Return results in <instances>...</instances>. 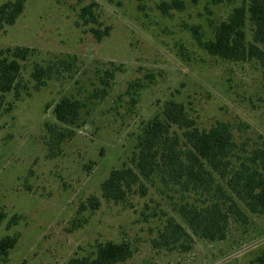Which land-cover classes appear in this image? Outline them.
Instances as JSON below:
<instances>
[{"label":"rangeland","instance_id":"1","mask_svg":"<svg viewBox=\"0 0 264 264\" xmlns=\"http://www.w3.org/2000/svg\"><path fill=\"white\" fill-rule=\"evenodd\" d=\"M172 1L25 0L15 24L0 28V50L33 48L22 70L28 92L19 100L8 93L14 107L0 116V239L16 238L0 264H66L108 240L132 246L133 256L117 264H264V215L249 213L246 224L232 219L224 240L194 236L189 251H169L154 248L152 239L166 213L187 226L175 210V187L147 183L145 195L135 191L124 203L102 196L104 179L131 164L144 126L169 100L183 102L201 129L224 120L233 124L239 142L264 136V63L213 56L191 31L198 25L211 38V23L248 0H182V9H161ZM88 5L96 21L81 18ZM93 27H109V35L98 40ZM61 58L72 59L73 69L36 89L34 63ZM113 64L120 70L108 95L88 101L100 86L99 74ZM132 82L142 89L129 88ZM64 95L88 101L83 125L72 133L52 112ZM47 123L66 134L53 156ZM91 196L100 200L96 209L89 207Z\"/></svg>","mask_w":264,"mask_h":264},{"label":"trees","instance_id":"2","mask_svg":"<svg viewBox=\"0 0 264 264\" xmlns=\"http://www.w3.org/2000/svg\"><path fill=\"white\" fill-rule=\"evenodd\" d=\"M24 7L25 0L3 2L0 5V28L15 24ZM171 7L182 9L184 2L174 0L161 5L163 11ZM80 16L84 21H96L89 5L83 8ZM211 26V38H205L198 25L191 26L193 37L202 49L228 60L255 59L264 63V0L244 1L234 6L226 19L211 23ZM109 29L93 27L92 32L101 40L109 35ZM32 55L33 48L29 46L17 45L0 50V116L14 107L7 102L8 93H13L19 100L23 92H28L22 70L24 62ZM72 69L73 60L69 58L46 65L35 62L31 76L35 88L39 89L54 75ZM119 70V66L114 64L104 69L99 74L100 86L89 94L87 100L104 99ZM142 87V83L132 82L129 88L138 91ZM87 100L64 95L52 108L53 115L58 123L73 127L70 132L74 131L75 127L83 125L82 112L88 105ZM46 132V145L53 156L66 134L51 123L46 124ZM130 162L112 169L102 182V196L106 200L124 203L135 191L145 195L147 183H161L164 188L175 187L180 192L175 210L187 226L166 213L162 227L152 239L154 248L189 251L194 236L210 241L224 240L232 219L246 224L249 213L264 215V136L259 134L252 142L248 139L239 142L235 138L233 124L224 120L217 121L208 129H201L183 102L167 101L162 113L147 122ZM88 201L91 209L100 205L96 196H91ZM85 208L83 203L78 212ZM12 220L10 224L14 223ZM15 244L14 236L5 235L0 239V257L3 260ZM132 256L130 243L108 240L98 243L96 250L89 254L70 258L66 264H117Z\"/></svg>","mask_w":264,"mask_h":264}]
</instances>
